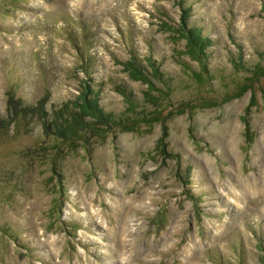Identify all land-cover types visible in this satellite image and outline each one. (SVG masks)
<instances>
[{"label": "rangeland", "instance_id": "obj_1", "mask_svg": "<svg viewBox=\"0 0 264 264\" xmlns=\"http://www.w3.org/2000/svg\"><path fill=\"white\" fill-rule=\"evenodd\" d=\"M132 54L162 81L132 80ZM88 72L115 125L0 132V264H262L264 0H0L1 116Z\"/></svg>", "mask_w": 264, "mask_h": 264}, {"label": "trees", "instance_id": "obj_2", "mask_svg": "<svg viewBox=\"0 0 264 264\" xmlns=\"http://www.w3.org/2000/svg\"><path fill=\"white\" fill-rule=\"evenodd\" d=\"M182 20L183 26H185L186 19L183 18ZM182 30L183 35L185 38L187 37L197 54H203L205 48L209 46V42L201 34L200 29H186L184 27ZM146 64L148 67L144 66L138 57L132 54V56L130 55V59L124 63V69L129 72V76H134L135 79L130 77L132 80L141 81V83L152 87L156 81H162V74L150 58L146 59ZM92 81L90 72L86 73L85 81L78 89V94L75 99L50 109L47 107V99L45 98H42L35 106H26L22 100L16 98L13 94H8L6 100V115H0V132L14 122H17V120L32 116L40 119L42 129L46 134L64 139L71 138L88 129L115 125L117 117L112 113H106L100 106L99 91L93 88ZM118 88L117 91L130 106H133L131 101L132 95L123 87ZM133 124L135 125V123ZM130 126L122 125L123 129ZM259 249L262 253V264H264V243L259 244Z\"/></svg>", "mask_w": 264, "mask_h": 264}]
</instances>
